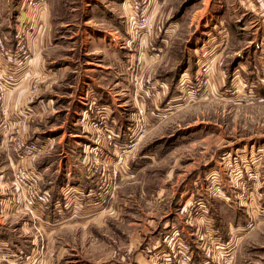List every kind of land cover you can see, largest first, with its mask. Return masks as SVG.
I'll return each mask as SVG.
<instances>
[{"label":"rangeland","instance_id":"374dc122","mask_svg":"<svg viewBox=\"0 0 264 264\" xmlns=\"http://www.w3.org/2000/svg\"><path fill=\"white\" fill-rule=\"evenodd\" d=\"M144 1L0 0V264H264V5Z\"/></svg>","mask_w":264,"mask_h":264},{"label":"built area","instance_id":"2783aa9c","mask_svg":"<svg viewBox=\"0 0 264 264\" xmlns=\"http://www.w3.org/2000/svg\"><path fill=\"white\" fill-rule=\"evenodd\" d=\"M146 0L144 1V3ZM131 10L134 13V17L132 18V31L135 35L137 34H143L146 31H148L151 28V20H150V14L148 13V8L146 11H144L141 8V4L138 2H134L131 6ZM0 51L7 56L8 59L11 57L9 56V52L4 48L3 41L0 38ZM11 73V71L6 70L5 74ZM11 84V82L9 81ZM7 87L5 83H2V80L0 79V100L3 98L5 94H7ZM47 143L42 139H36L34 141H30L29 145L26 146V152L29 154H36L40 150H43L46 147ZM21 148V147H20ZM30 175V176H29ZM31 176H34L35 180L31 178ZM38 176H35L32 174H24L21 173V175L17 176V183L20 185L22 189L27 190V207H39L43 212L48 210V203L50 201V194L48 191H42L39 189L38 184H36L38 180ZM32 179V181H31Z\"/></svg>","mask_w":264,"mask_h":264},{"label":"crops","instance_id":"0c3cea01","mask_svg":"<svg viewBox=\"0 0 264 264\" xmlns=\"http://www.w3.org/2000/svg\"><path fill=\"white\" fill-rule=\"evenodd\" d=\"M259 3H260V5L259 6H261V9H263V7H262V5H264V0H259ZM45 10V14H46V9H45V7L44 8H42L41 10L39 9V11L40 12H42V11H44ZM263 13H264V9H263ZM2 18V16H1V12H0V19ZM47 20V18H46V16H45V21ZM4 64L2 63V61H1V58H0V71H3V68H4V66H3ZM13 75L14 74H12L11 76H12V78H13ZM18 75V74H17ZM17 86V83L15 82V87ZM15 87H14V89H15Z\"/></svg>","mask_w":264,"mask_h":264},{"label":"bare ground","instance_id":"6f19581e","mask_svg":"<svg viewBox=\"0 0 264 264\" xmlns=\"http://www.w3.org/2000/svg\"><path fill=\"white\" fill-rule=\"evenodd\" d=\"M106 118V117H105ZM109 120V119H108ZM51 201V200H50ZM213 235V234H212ZM214 236V235H213ZM217 241V240H216ZM224 242V241H223Z\"/></svg>","mask_w":264,"mask_h":264}]
</instances>
